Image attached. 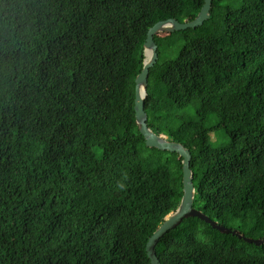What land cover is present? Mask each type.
I'll use <instances>...</instances> for the list:
<instances>
[{"label":"trees","instance_id":"1","mask_svg":"<svg viewBox=\"0 0 264 264\" xmlns=\"http://www.w3.org/2000/svg\"><path fill=\"white\" fill-rule=\"evenodd\" d=\"M204 2L0 0V264H151L182 160L146 147L135 80L149 29ZM154 41L175 56L150 70L148 127L190 151L195 209L263 238L264 0H212L202 27ZM155 250L162 264H264V245L198 218Z\"/></svg>","mask_w":264,"mask_h":264},{"label":"water","instance_id":"2","mask_svg":"<svg viewBox=\"0 0 264 264\" xmlns=\"http://www.w3.org/2000/svg\"><path fill=\"white\" fill-rule=\"evenodd\" d=\"M211 8L212 0H205L201 11L194 20H184L180 23L175 19H169L158 22L152 28H150L144 44L145 59L143 63V69L135 80V124L145 140L146 147L149 149H156L161 152L176 153L182 160L183 196L181 198L179 207L174 212L165 217L161 226L154 232L147 242L146 253L151 264H162L155 250L160 240L168 232L175 230L183 223V221L190 218H198L199 220L210 225L213 230H216L224 235L235 236L239 240H243L249 245H255L257 247L264 245V237L261 239L248 238L239 230L227 228L193 207L195 199V187L193 184V172L190 168L192 160L190 151L180 143L169 141L167 136H163L158 132H153L147 124L148 118L144 110V103L147 97L148 78L150 70L157 64L159 60V55L157 52L158 47L155 44L154 37L157 35L173 34L175 32L186 31L188 29L195 30L199 27H202L203 24L210 18Z\"/></svg>","mask_w":264,"mask_h":264},{"label":"rangeland","instance_id":"3","mask_svg":"<svg viewBox=\"0 0 264 264\" xmlns=\"http://www.w3.org/2000/svg\"><path fill=\"white\" fill-rule=\"evenodd\" d=\"M216 33L218 34L222 33L220 25L217 26ZM174 56H175V53L172 50L164 52L160 56L159 63H163L165 61L171 60L174 58ZM210 142L212 145L218 147V146H222L225 143H228V138L224 135L222 130H218V131H214L211 134Z\"/></svg>","mask_w":264,"mask_h":264}]
</instances>
